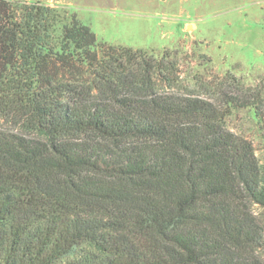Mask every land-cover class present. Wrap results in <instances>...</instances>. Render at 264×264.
I'll return each instance as SVG.
<instances>
[{"label": "trees", "instance_id": "obj_1", "mask_svg": "<svg viewBox=\"0 0 264 264\" xmlns=\"http://www.w3.org/2000/svg\"><path fill=\"white\" fill-rule=\"evenodd\" d=\"M176 72L0 0V264H264V164L225 124L260 93Z\"/></svg>", "mask_w": 264, "mask_h": 264}, {"label": "rangeland", "instance_id": "obj_2", "mask_svg": "<svg viewBox=\"0 0 264 264\" xmlns=\"http://www.w3.org/2000/svg\"><path fill=\"white\" fill-rule=\"evenodd\" d=\"M36 1V0H25ZM77 18L100 42L142 49L176 68L178 88L216 93L225 82L259 92L253 106L233 107L227 127L253 143L264 164V0H40ZM259 216L264 209L254 205ZM91 250L62 262L78 260Z\"/></svg>", "mask_w": 264, "mask_h": 264}]
</instances>
